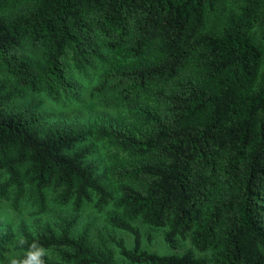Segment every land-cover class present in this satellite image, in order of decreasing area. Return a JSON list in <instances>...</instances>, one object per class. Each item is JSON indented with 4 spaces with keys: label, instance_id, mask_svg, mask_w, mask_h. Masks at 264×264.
<instances>
[{
    "label": "trees",
    "instance_id": "1",
    "mask_svg": "<svg viewBox=\"0 0 264 264\" xmlns=\"http://www.w3.org/2000/svg\"><path fill=\"white\" fill-rule=\"evenodd\" d=\"M218 2L0 0V201L71 211L0 229V264L18 236V254L38 241L47 264H264V0H243L214 32ZM84 86L116 120L50 122L35 99ZM87 205L110 207L105 224L133 246L111 237L115 253L76 231ZM137 219L190 248H141Z\"/></svg>",
    "mask_w": 264,
    "mask_h": 264
},
{
    "label": "rangeland",
    "instance_id": "2",
    "mask_svg": "<svg viewBox=\"0 0 264 264\" xmlns=\"http://www.w3.org/2000/svg\"><path fill=\"white\" fill-rule=\"evenodd\" d=\"M243 0H219L215 10L209 12L206 28L219 32L225 24L226 18L231 11H235ZM264 30V4L262 7V18L255 26L253 33L257 40L260 39ZM34 97V96H33ZM29 96L28 98H33ZM41 102L43 111L50 122H61L64 124H75L78 127L94 122L97 118L117 119V108L113 105H106L98 96H92L89 92V86H84L80 91L78 98H68L54 100L44 94L35 98ZM114 120V121H115ZM108 148L103 144H96L94 154L91 156L98 164L99 171L105 172V169L110 164L109 159L105 155ZM110 207L103 208L97 211L92 205L85 206L79 212L77 228L81 229L89 226L91 241L103 249L105 246L111 248L115 253L117 247L111 237L122 238L128 246H133V236L123 230L113 229L105 224L104 217ZM69 216L71 211L69 208H61L55 205H50L46 212L35 214L34 208L26 203L18 209H14L9 202L0 201V229L9 227L14 232L18 224L23 221L28 226V229L33 230L39 225L49 222L58 221L60 216ZM133 224L139 229L141 235V248L151 252L160 254L182 253L190 248L188 242H182L176 248L169 247L164 241V229L154 228L141 220L133 221ZM197 255L202 253L196 252ZM120 260V258H118ZM7 264V261L4 263Z\"/></svg>",
    "mask_w": 264,
    "mask_h": 264
},
{
    "label": "clouds",
    "instance_id": "3",
    "mask_svg": "<svg viewBox=\"0 0 264 264\" xmlns=\"http://www.w3.org/2000/svg\"><path fill=\"white\" fill-rule=\"evenodd\" d=\"M26 244L25 237H16L12 251L8 255L7 264H47L48 249L38 241H33L28 245L27 250L22 255L15 251L17 248L23 249Z\"/></svg>",
    "mask_w": 264,
    "mask_h": 264
}]
</instances>
